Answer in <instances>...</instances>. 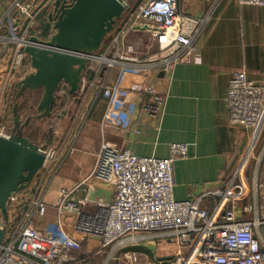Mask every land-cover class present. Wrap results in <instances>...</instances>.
I'll return each mask as SVG.
<instances>
[{
	"label": "crops",
	"instance_id": "crops-1",
	"mask_svg": "<svg viewBox=\"0 0 264 264\" xmlns=\"http://www.w3.org/2000/svg\"><path fill=\"white\" fill-rule=\"evenodd\" d=\"M29 1L35 24L31 27L29 20L21 19L16 34L29 28L30 37L44 41L55 32L49 18L55 0ZM143 1H133L131 8L116 20L114 30L106 36L97 54L108 47L115 49L116 44L112 41L117 38L119 44L134 43L141 57L147 55L146 46L152 43L148 29L135 24L123 39L135 18L131 12ZM10 4L11 0H0V34H15L11 18L17 13L7 16ZM178 7L187 15L207 20L195 38L196 50L184 53L170 71L146 65L122 70L117 65L107 73L104 72L106 66L99 70L97 63L90 61L81 86L95 81L102 87L89 91L86 96L81 91L74 96L66 84L61 85L47 120L48 128L52 129V137L46 144L48 148L37 144L42 150L55 151L58 155L52 169L42 168L35 177L41 180L39 199L46 205V211L40 216L35 208L27 228L47 238L58 232L59 217L53 203L62 188L77 198L106 201L114 198V187L110 182L90 177L104 143L138 156L164 159L170 156L172 143H186L188 156L173 163V194L178 201L193 199L230 178L252 137V130L232 124L229 119V81L236 71L243 70L249 79L264 84V7L241 5L237 0H178ZM13 53L10 44L0 45V76L9 69ZM10 79L0 100V124L7 125L13 133V122L8 123L10 117L13 118L10 107L14 98L10 88L15 91V84L21 79L15 76ZM148 86H153L165 97L159 119L151 118L143 110L144 103L150 98L145 92ZM104 89L119 90L113 99H108L103 97ZM77 99L80 106L73 116ZM109 120L119 124L108 126ZM263 147L264 132L256 152ZM253 177L254 162L245 172L250 196L240 203L241 207L254 201ZM201 206L210 213L215 201L204 198ZM250 217L245 215L244 218ZM73 219L65 214L61 220L71 222ZM139 241L141 244L134 251L139 264H169L179 253L176 239L162 233L152 232ZM157 246L162 251L159 252ZM112 251L113 247H109L107 257L98 263L94 259L103 258L105 252L99 250L95 241H87L71 253L79 259L74 264H103Z\"/></svg>",
	"mask_w": 264,
	"mask_h": 264
},
{
	"label": "built area",
	"instance_id": "built-area-1",
	"mask_svg": "<svg viewBox=\"0 0 264 264\" xmlns=\"http://www.w3.org/2000/svg\"><path fill=\"white\" fill-rule=\"evenodd\" d=\"M237 2L264 7V0ZM127 8L131 6L126 2ZM131 14L135 18L123 39L133 25L139 23L145 27L152 38V43L146 46L147 55L141 57L134 43L119 44L115 38L112 41L115 49L108 47L103 53L90 57L99 70L106 66L104 72L109 73L117 65L122 70L146 65L170 71L184 53L196 50L195 38L207 20L181 12L178 0H145L138 3ZM7 16L12 17L15 34H0V45L10 44L14 53L9 69L0 76V100L10 78L22 79L33 71L30 56L24 50L30 43V29L16 34L21 19L29 20L31 27L35 24L32 3L11 0ZM99 87L102 86L89 81L80 91L86 96ZM118 90L104 89L103 97L113 99ZM145 92L150 98L143 110L151 118L159 119L165 97L153 86L146 87ZM227 103L231 123L252 130V137L227 181L206 189L193 199L178 201L173 194V163L188 156L186 143H172L166 159L138 156L104 143L90 177L110 182L114 198L111 201L77 198L71 191L60 189L53 203L58 212L59 230L47 238L27 228L35 208L40 216L46 211V205L39 199L41 180L34 178L27 189L12 194L9 199L8 220H3L7 230L0 245V264H74L79 259L71 251L80 249L87 241L97 242L102 253L113 247L103 264H139L136 252L121 253L120 249L129 242L145 239L152 232L176 239L179 253L170 264H264V147L256 152L264 132V84L249 79L243 70L236 71L229 81ZM106 124L119 123L109 120ZM11 135L7 125L1 123L0 137ZM43 152L46 156L43 168L50 170L58 155L51 150ZM252 162L254 201L241 207L240 203L250 196L244 176ZM207 197L215 201L210 213L201 206ZM65 214L73 216V221L63 222ZM245 215L251 217L245 219ZM139 233L142 235H136Z\"/></svg>",
	"mask_w": 264,
	"mask_h": 264
},
{
	"label": "water",
	"instance_id": "water-1",
	"mask_svg": "<svg viewBox=\"0 0 264 264\" xmlns=\"http://www.w3.org/2000/svg\"><path fill=\"white\" fill-rule=\"evenodd\" d=\"M125 0H55L49 18L54 34L48 41L30 38L25 52L33 71L15 84L16 97L42 89L33 116L22 125L14 107L13 133L0 137V245L6 235L9 199L27 189L45 163V153L23 135V128L33 120H45L51 112L61 85L77 96L90 57L102 46L115 28L116 20L125 12ZM79 102V99H77Z\"/></svg>",
	"mask_w": 264,
	"mask_h": 264
},
{
	"label": "rangeland",
	"instance_id": "rangeland-1",
	"mask_svg": "<svg viewBox=\"0 0 264 264\" xmlns=\"http://www.w3.org/2000/svg\"><path fill=\"white\" fill-rule=\"evenodd\" d=\"M133 1L135 2L136 0H125V2L130 4V6H132ZM11 86H13V85H11ZM10 91H11L10 94L12 93V96H15L13 94L14 88L11 87ZM41 96H42V89L38 90L35 93V95L33 96V98L30 100V105H31L32 108L30 109L28 115H30V116L35 115L37 106H38L39 101L41 99ZM31 127L33 129H36L37 131H39V134H40L39 135V144H41L43 147H47L48 148V145H46V144L48 143L49 138L52 137V129L48 128L49 125H48L47 119H45V120H33V122L31 123ZM51 142H52V140H51ZM47 168L45 167L44 170L47 169ZM136 235H142V234L139 233V234H136ZM140 244H141L140 241L129 242V244L127 246H124L123 248L120 249L121 250L120 252L123 253L125 251H135V248L137 246H139ZM156 248L159 250V252L162 251V249H160V246H157ZM107 255H108V249L105 251V254L102 256L103 258H97V259H94V260L96 261V263L102 262V260H104V257L105 256L107 257ZM171 257H174V255L172 254V256H170V258ZM164 259H166V258H164Z\"/></svg>",
	"mask_w": 264,
	"mask_h": 264
},
{
	"label": "trees",
	"instance_id": "trees-1",
	"mask_svg": "<svg viewBox=\"0 0 264 264\" xmlns=\"http://www.w3.org/2000/svg\"><path fill=\"white\" fill-rule=\"evenodd\" d=\"M35 93H36V91L33 92L31 95H29V93L26 92L25 97L13 96V98H14L13 104L10 107V114L13 115V118L10 117V119L8 120V123L11 124V122H13V119H14V107L16 105H17V116L19 117L22 125L25 123L27 118L30 117V115H28L30 109L32 108L31 105H30V100L33 98ZM75 104H76V106H75V111L73 112V116H75L77 114L78 108L80 106L78 101H76ZM49 118L50 117H48L47 120ZM32 122H33V119H31L29 121V123L23 128V135L29 141H31V142H33L34 144L37 145V144H39V135L40 134H39V131H37L36 129H33L31 127V123Z\"/></svg>",
	"mask_w": 264,
	"mask_h": 264
},
{
	"label": "flooded vegetation",
	"instance_id": "flooded-vegetation-1",
	"mask_svg": "<svg viewBox=\"0 0 264 264\" xmlns=\"http://www.w3.org/2000/svg\"><path fill=\"white\" fill-rule=\"evenodd\" d=\"M28 92V91H27ZM29 93V92H28ZM32 93H29V95H31Z\"/></svg>",
	"mask_w": 264,
	"mask_h": 264
}]
</instances>
